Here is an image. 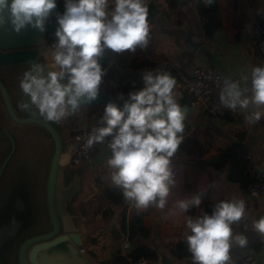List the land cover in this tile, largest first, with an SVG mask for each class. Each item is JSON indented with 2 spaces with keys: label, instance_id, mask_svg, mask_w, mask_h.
I'll list each match as a JSON object with an SVG mask.
<instances>
[{
  "label": "clouds",
  "instance_id": "9594fccd",
  "mask_svg": "<svg viewBox=\"0 0 264 264\" xmlns=\"http://www.w3.org/2000/svg\"><path fill=\"white\" fill-rule=\"evenodd\" d=\"M56 7L57 0H0V28L10 26L20 33L31 26L44 32ZM65 8L57 14L55 42L39 52L47 62L31 61L19 81L28 98L20 108L34 107L44 120L55 123L97 99L106 72L100 57L106 50L134 52L151 40L149 0H66ZM143 83L141 90L129 93L122 108L107 103L84 148L106 146L111 184L137 212L164 211L172 200V215L189 213L200 207L206 190L173 199L177 174L172 160L184 140L187 116L176 80L168 72L150 70L143 74ZM219 101L257 124L264 118V65L251 67L238 80L223 77ZM247 217L246 202L235 197L216 202L211 214L186 215L183 239L192 264H233L231 250L248 245L247 236L234 233L233 225ZM252 228L264 238V216L253 219Z\"/></svg>",
  "mask_w": 264,
  "mask_h": 264
},
{
  "label": "crops",
  "instance_id": "0c3cea01",
  "mask_svg": "<svg viewBox=\"0 0 264 264\" xmlns=\"http://www.w3.org/2000/svg\"><path fill=\"white\" fill-rule=\"evenodd\" d=\"M216 1L222 26L214 37H210L197 7L198 0H179L178 5H173L171 0H149L153 8H149L151 40L148 46L143 49L137 47L134 52L106 50L110 63L102 77L105 86H115L119 92L128 95L144 87L143 74L150 70L168 72L176 79L179 73L202 64L214 66L225 77L238 80L251 67L264 65V54L258 51L253 34L254 25L264 22V0ZM123 76L126 78L121 81ZM128 83L130 91L126 88ZM175 91L182 106L191 99L190 93ZM87 111L78 119L80 127L101 122V110L89 107ZM186 113L188 129L184 134L196 133L199 139L210 142L211 146L195 163H188L174 155L173 160L179 162L180 170L176 175L173 199L206 190L200 207L192 208V215L203 214L208 200L243 199L248 212V217L244 219L245 232L255 231L252 221L264 216V197L251 199L246 193V186L229 180L228 171L217 170L215 165L221 156V148L232 146L238 157L251 153L264 168V118L251 125L242 112L225 118H215L198 109ZM99 179L101 185L97 183ZM110 186L113 185L106 160L102 165L91 168L85 178L84 191L75 201L77 218L88 229L84 235V253L94 264H125L126 259L133 256L137 245L145 244L155 249L157 244H163L171 248L183 238L184 217L189 213L172 215L169 211L174 208L172 200L164 211L154 208L144 210L147 213L141 221L150 229L147 235L138 227L137 210L125 199L122 203H114L109 197L106 189ZM11 226L13 224L8 228H13ZM8 232L13 233L11 230ZM256 254L259 264H264V244ZM231 256L233 263L240 258L238 255ZM178 260L183 264L188 262L186 258Z\"/></svg>",
  "mask_w": 264,
  "mask_h": 264
},
{
  "label": "water",
  "instance_id": "95a60500",
  "mask_svg": "<svg viewBox=\"0 0 264 264\" xmlns=\"http://www.w3.org/2000/svg\"><path fill=\"white\" fill-rule=\"evenodd\" d=\"M60 1L57 0V5ZM48 18L45 21L44 32H40L31 26L26 27L20 33L12 31L10 26L0 28V49L13 50L9 53L0 52V58L6 59L9 64L19 65V68L24 70V72L30 69L31 61L46 63L47 61H45L42 55H39V52L41 50H47L45 44L47 42L46 25ZM0 88L12 120L25 124L26 130L24 131L27 132V141H25L27 146V161L33 155H39L40 161H42L38 165L34 186L35 190L43 197L40 211L45 225L42 228L26 234L20 240L18 238L26 226L36 217V207L29 199L28 170L26 180L27 190L22 200L20 197L14 198L18 191L16 189L19 187L18 172L13 171L9 179L8 184L10 188L9 194L7 195L9 197V208L17 202V208H23L25 210V216L23 217H20L15 212L10 214L6 221L7 228L3 226L0 230V238L1 235L9 233L5 238L8 244L10 242L12 244V250L9 253L7 252L8 255L10 254V259H8L10 260V264H66L65 261L69 258L82 260L78 264H94L86 253H84V235L88 229L86 224L77 218L75 201L84 191L85 178L90 173L91 168L102 165L110 157L111 153L104 148L94 154L90 162L82 165L72 166L67 163L64 166L60 164L61 154L71 152L74 144H69L68 137L63 139L55 123L44 120L39 116L38 111L34 107L25 109V114L22 116L19 115L13 107L9 93L1 81ZM13 89L15 95L20 97L21 102L28 100L26 94L20 89L19 83H16ZM127 99L128 97L119 91L113 88H107L102 81L97 99L91 103L82 104L81 109L104 107L109 102H114L122 108ZM183 107L186 112L193 110L192 100L189 99ZM45 133L52 138V149L45 137ZM34 139L36 141L31 142ZM65 146H67V149H65ZM49 161L50 163H48ZM11 191L12 193L10 194ZM21 201L22 204L20 205ZM0 216L3 217L2 214ZM11 224H13L11 226L13 228H8ZM7 229L13 233L8 232ZM3 240L0 241V250L3 248ZM17 240H19V244L17 248H14V243ZM155 249L159 255V264H183V261L178 260L172 248H168L163 244H157ZM15 251L16 255L14 256ZM43 257L46 258L42 259ZM0 262V264H9L3 260Z\"/></svg>",
  "mask_w": 264,
  "mask_h": 264
},
{
  "label": "built area",
  "instance_id": "2783aa9c",
  "mask_svg": "<svg viewBox=\"0 0 264 264\" xmlns=\"http://www.w3.org/2000/svg\"><path fill=\"white\" fill-rule=\"evenodd\" d=\"M258 51L264 54V22H257L253 29ZM55 42V38L46 42L45 46L50 47ZM225 77L218 68L214 66L197 64L188 72L178 74L176 80V90L187 92L191 95L192 107L198 109L215 118H225L235 116L241 111H231L224 108L219 101L220 86L222 79ZM98 124L87 123L70 133L68 136L69 144H74L69 152V164L79 166L90 162L94 154L100 152L105 145L97 144L92 149L85 150L84 144L94 127ZM244 170L247 175L246 193L251 199H261L264 197V168L254 158L251 153L243 155ZM174 170L178 174L180 170L179 162L172 160ZM172 245V244H171ZM175 253V245L171 246ZM125 264H159L152 257L141 255L138 257L130 256L126 259ZM233 264H259V258L256 253H248L241 256Z\"/></svg>",
  "mask_w": 264,
  "mask_h": 264
},
{
  "label": "trees",
  "instance_id": "16d2710c",
  "mask_svg": "<svg viewBox=\"0 0 264 264\" xmlns=\"http://www.w3.org/2000/svg\"><path fill=\"white\" fill-rule=\"evenodd\" d=\"M172 4H179V0H171ZM66 0H61L57 5L56 9L52 11L51 15L48 18L46 29H47V42L54 39V32L56 30L57 25V14H63L66 10L65 8ZM198 10L202 17L204 18V27L207 31V34L210 37H214L215 32L222 26V22L218 15V3L215 0V3L212 5H205L203 0H198L197 3ZM149 8H153L152 4H149ZM100 63L103 69H106L110 63L109 56L104 53L103 56L100 57ZM126 78V76L122 77V80ZM128 91H130V83L126 85ZM129 96V94H128ZM190 97V96H189ZM186 100L184 99L183 102ZM97 110H105L104 107H93ZM188 129V124L185 121V130ZM35 134V133H32ZM36 139L32 140L31 142H35ZM211 146L210 142H203L201 139L198 138L196 133L191 134H184V140L181 142L176 154L179 159L184 160L188 163H195L199 161L202 155L207 151V149ZM215 168L217 170H227L228 171V179L234 182H238L241 185L245 186L248 178L244 170V160L241 157H238L237 152L234 150L232 146H227L221 148V156L218 159ZM106 193L109 197L114 201V203H122L124 201V197L122 192L116 188L115 186H110L106 189ZM226 198H222L223 200ZM220 200H208L205 203V212L209 214L212 213L214 205L216 202ZM45 203V201H44ZM193 209H190L189 214H193ZM147 212H138L136 215L139 217L138 220V227L139 229L146 232L147 235L150 233V229L146 228L141 221V218ZM245 220H241L240 223L233 225L234 233H241L244 232V235L248 238V245L245 248L234 247L231 250V255H238L243 256L248 253H257L261 250L264 241L263 238L260 236L259 233L253 230H249L245 232ZM175 254L179 259H188L187 264H192L191 254L188 252L187 245L182 238L176 245ZM132 255L134 257H138L141 255H146L149 257L154 258L155 260L159 259L158 252L156 249L147 246L145 244H140L134 247Z\"/></svg>",
  "mask_w": 264,
  "mask_h": 264
},
{
  "label": "flooded vegetation",
  "instance_id": "af4514ba",
  "mask_svg": "<svg viewBox=\"0 0 264 264\" xmlns=\"http://www.w3.org/2000/svg\"><path fill=\"white\" fill-rule=\"evenodd\" d=\"M0 52L8 53L7 50H1ZM24 70L19 68V65L9 64L6 59L0 58V81L4 84L5 88L9 93L10 100L12 105L15 108L16 112L19 115L25 114V109L20 108V104L23 103L19 99L20 97L16 96L14 93L13 86L16 83H19ZM25 124L14 122L11 118V115L6 106L4 95L0 88V230L4 226L6 227V221L10 214L16 213L20 217L25 216V210L17 208V202L14 206L9 208L8 204V194H9V179L12 176L13 171H17L18 177V190L14 196L20 197L21 200L24 198L23 190L25 189V184L27 180V146L26 142L27 132ZM21 131V133H20ZM36 155L31 156V158ZM25 172V173H24ZM12 191L10 192V194ZM3 198V199H2ZM22 201L20 202V205ZM27 211V210H26ZM9 233L1 235L0 241L3 239V248L0 250V261H5L10 264V254L12 250L11 242L8 244L7 239L5 238ZM18 256V251H17ZM1 263V262H0Z\"/></svg>",
  "mask_w": 264,
  "mask_h": 264
},
{
  "label": "rangeland",
  "instance_id": "374dc122",
  "mask_svg": "<svg viewBox=\"0 0 264 264\" xmlns=\"http://www.w3.org/2000/svg\"><path fill=\"white\" fill-rule=\"evenodd\" d=\"M108 88H113L115 90L118 91V88H115V86H109ZM122 93V92H120ZM124 96L129 97L126 93H122ZM89 110L88 109H80L78 112H76L74 115H71L69 117H67L66 119L62 120L59 123H55V125L59 128V131L61 133V136L63 137V139H66L70 133L74 132L75 130L79 129L80 126L78 125L79 117H81L82 114H86ZM105 111V110H104ZM104 111L101 110V112L104 114ZM78 122V123H77ZM45 132V131H43ZM45 137L48 140V142L50 143V148L52 149L53 147V141L52 138L45 133ZM65 149H67V146H65ZM50 157V156H49ZM42 161H40V156L36 155L33 158H29L27 161V170L29 173V179H28V189H30V194H29V199L30 201L34 204V206L36 207V217L34 220H32L25 228V230L22 232V234L20 235V237L18 238L19 240L22 239L26 234L35 231L39 228L44 227V223H43V216L41 215V211H40V207H41V203L43 200L42 195L37 192L35 190V186H34V182H35V178H36V173L38 170V165L41 163ZM50 163V161L48 162ZM64 166H66L67 164H63ZM25 173V172H24ZM31 174V175H30ZM99 174H96V176ZM101 178V176H100ZM98 185H101L100 183V179L99 181H97ZM26 184H25V189L23 190V192H26ZM19 240L15 241L14 243V248H17L18 244H19ZM16 255V251L14 253V256Z\"/></svg>",
  "mask_w": 264,
  "mask_h": 264
},
{
  "label": "bare ground",
  "instance_id": "6f19581e",
  "mask_svg": "<svg viewBox=\"0 0 264 264\" xmlns=\"http://www.w3.org/2000/svg\"><path fill=\"white\" fill-rule=\"evenodd\" d=\"M2 50V49H1ZM8 53L12 52L13 50H7ZM70 155L69 153L65 152L61 154L60 157V164H67L69 162ZM46 257H43L42 259H45ZM48 258V257H47ZM79 261V262H78ZM82 260H79L78 258H69L65 261L66 264H78L81 263ZM62 264V263H60Z\"/></svg>",
  "mask_w": 264,
  "mask_h": 264
}]
</instances>
